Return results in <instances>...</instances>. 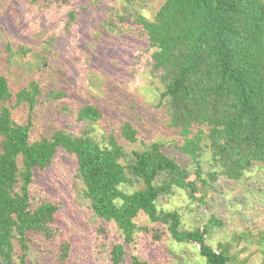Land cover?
Wrapping results in <instances>:
<instances>
[{"label": "trees", "instance_id": "obj_1", "mask_svg": "<svg viewBox=\"0 0 264 264\" xmlns=\"http://www.w3.org/2000/svg\"><path fill=\"white\" fill-rule=\"evenodd\" d=\"M58 1L30 0V4L43 13ZM123 2L128 7L139 5L134 13L117 18L122 23L132 17L145 39L149 75L156 81L150 80L157 94L155 107L162 110L164 124L179 139L171 144H146L124 122L118 127L121 139L129 144L140 141L143 149L128 151L110 133L101 144L84 132L62 130L29 143L36 104L68 94L43 93L36 81L13 94L6 75L0 73V264H29L32 236L48 242L55 237L60 206L47 199L35 204L29 187L33 171L50 168L58 149L76 164L74 176L87 208L98 219L113 222L120 233L107 264H159L157 251L165 249L161 244L167 241L198 243L204 264H243L232 254L230 243H218L215 249L204 244L203 237L220 227L221 221L212 216L201 230L185 227L177 210H165L157 202L179 190L190 203L202 205L210 193L221 196L226 181L238 182L264 168V0H163L155 11L148 7V0ZM74 13H69L71 21ZM0 37L10 52L5 34ZM28 51L17 48L18 54ZM23 104L30 115L27 123L20 124L12 119L11 110ZM76 114L79 121L101 119V112L92 105ZM166 149L186 156L194 168L179 164ZM206 150L211 169L205 171L200 159ZM140 215L147 225L138 224ZM258 235L264 243V235ZM247 236L236 232L232 241L239 245ZM141 247L154 256L144 257ZM68 250L65 243L59 261L67 259Z\"/></svg>", "mask_w": 264, "mask_h": 264}, {"label": "rangeland", "instance_id": "obj_2", "mask_svg": "<svg viewBox=\"0 0 264 264\" xmlns=\"http://www.w3.org/2000/svg\"><path fill=\"white\" fill-rule=\"evenodd\" d=\"M162 2L148 0L147 5L155 11ZM55 3L56 7L39 13L30 0H0V33L5 34L11 47L10 52L6 51V40L0 37V73L6 75L9 90L14 94L30 81H36L43 93L68 94L56 101L36 104L31 113L28 142L50 137L57 130L76 135L84 132L101 144L106 143L104 137L110 133L128 151L143 149L140 141L171 144L178 140V133L164 124L162 110L155 107L156 81L149 75L145 39L132 24V17L122 23L117 18L134 13L139 5L128 7L123 0ZM70 11L75 12L73 21ZM19 47L29 51L18 54ZM87 105L99 109L100 120L77 119L76 112ZM28 115L26 104L11 110L12 119L20 124L27 123ZM124 122L136 129L140 141L129 144L121 139L118 127ZM165 152L187 169L194 168L177 150ZM209 162L206 150L200 159L205 171L211 169ZM21 163L18 158V164ZM75 167L73 159L58 149L50 168L42 173L33 171L29 187L33 202L47 199L60 209L53 240L32 236L26 258L29 264H107L109 250L120 241L116 225L95 217L82 200ZM157 205L177 210L185 227L200 230L213 216L221 221V226L203 237L204 244L215 249L218 243H230L238 262L264 264V243L258 241V234L264 235V168L248 173L238 182L226 181L224 193L221 196L210 193L202 205L190 203L179 190L167 200L160 198ZM137 221L142 226L148 224L142 215ZM236 232H246L247 241L239 245L232 241ZM65 243L69 246L67 259L59 261ZM161 245L166 248L160 250L162 254L157 251L156 256L161 255L159 264H204L198 243L175 245L167 241ZM15 248L19 249V245ZM140 251L146 258L154 256L146 247Z\"/></svg>", "mask_w": 264, "mask_h": 264}]
</instances>
